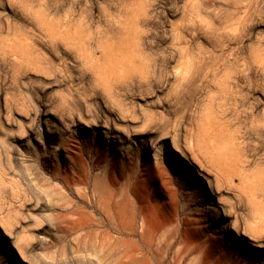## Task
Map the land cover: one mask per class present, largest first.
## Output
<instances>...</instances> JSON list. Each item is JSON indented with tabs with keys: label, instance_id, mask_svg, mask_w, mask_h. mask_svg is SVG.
<instances>
[{
	"label": "rangeland",
	"instance_id": "rangeland-1",
	"mask_svg": "<svg viewBox=\"0 0 264 264\" xmlns=\"http://www.w3.org/2000/svg\"><path fill=\"white\" fill-rule=\"evenodd\" d=\"M0 234L11 264H264V0H0Z\"/></svg>",
	"mask_w": 264,
	"mask_h": 264
},
{
	"label": "snow or ice",
	"instance_id": "snow-or-ice-1",
	"mask_svg": "<svg viewBox=\"0 0 264 264\" xmlns=\"http://www.w3.org/2000/svg\"><path fill=\"white\" fill-rule=\"evenodd\" d=\"M78 0H45V6L51 11L54 15L62 13L65 9L70 7L77 6ZM83 0H79L80 6H82ZM2 235V234H0ZM0 264H11V260L8 254L0 247Z\"/></svg>",
	"mask_w": 264,
	"mask_h": 264
},
{
	"label": "bare ground",
	"instance_id": "bare-ground-1",
	"mask_svg": "<svg viewBox=\"0 0 264 264\" xmlns=\"http://www.w3.org/2000/svg\"><path fill=\"white\" fill-rule=\"evenodd\" d=\"M219 179H220V178H219ZM226 182H227V180H226ZM99 206H100V205H99ZM97 208H98V207H97ZM98 209H99V208H98ZM98 209H97V210H98ZM103 209H104V208H103ZM109 218H110V217H109ZM90 220H91V219H90ZM108 220H109V219H108ZM114 227H115V226H114ZM126 227H127V226H126Z\"/></svg>",
	"mask_w": 264,
	"mask_h": 264
}]
</instances>
